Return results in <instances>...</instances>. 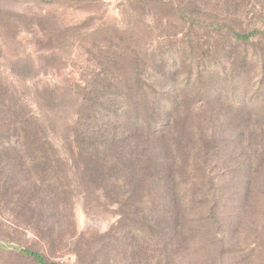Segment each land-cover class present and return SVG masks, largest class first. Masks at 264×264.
I'll return each instance as SVG.
<instances>
[{
    "label": "rangeland",
    "instance_id": "rangeland-1",
    "mask_svg": "<svg viewBox=\"0 0 264 264\" xmlns=\"http://www.w3.org/2000/svg\"><path fill=\"white\" fill-rule=\"evenodd\" d=\"M230 32L257 34L238 42ZM263 33L264 0H0V77L49 96L94 92L99 86L84 90L81 80L122 75L147 59L143 52L172 48L170 57L184 65L168 70L184 85L176 135L191 129L175 188L181 198L151 203L149 214L87 199L73 173L69 211L39 234L28 216L34 187L15 171L16 198L0 196V264H37L18 248L60 264H264V167L234 171L242 137L235 127L264 125L251 110L264 109ZM37 82L59 87L36 89ZM226 92L240 110L223 101ZM64 122L58 120L62 149Z\"/></svg>",
    "mask_w": 264,
    "mask_h": 264
},
{
    "label": "trees",
    "instance_id": "trees-1",
    "mask_svg": "<svg viewBox=\"0 0 264 264\" xmlns=\"http://www.w3.org/2000/svg\"><path fill=\"white\" fill-rule=\"evenodd\" d=\"M256 34L230 32L238 42H249ZM173 50L164 47L161 52H143L147 59L141 61L139 57L122 75L93 74L91 79L81 80L84 90L90 83L99 86L101 90L94 92L65 89L49 96L38 90L26 91L19 80L0 77V182L4 185L0 196L16 198L10 183L17 176L15 171H23L24 181L34 187L31 206L26 207L30 206V221L38 222L33 227L37 233L49 230L50 222L56 223L59 214L69 211L72 191L67 184L73 173L87 199L102 198L135 211L143 207L146 214L151 213V203L164 205L181 198V191L175 188L182 184L180 162L190 153L184 136L191 129L183 128L176 135V120L183 104L177 96L185 94L179 75L168 73L169 68L178 71L182 65L170 57ZM33 85L37 89L42 83ZM50 85L44 82L42 87ZM163 86L170 87L172 93L157 91ZM210 89H206V99L212 97ZM227 94L222 95L223 101L240 110L241 103ZM251 110L264 121L263 108ZM58 120L65 121L63 149L57 145ZM235 129L242 137L234 148V171L263 168L264 125ZM246 135L250 138L248 145L244 142ZM201 149L206 151L204 146ZM3 245L0 241V248ZM17 251L37 264H60L47 261L36 250Z\"/></svg>",
    "mask_w": 264,
    "mask_h": 264
}]
</instances>
